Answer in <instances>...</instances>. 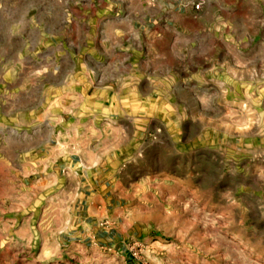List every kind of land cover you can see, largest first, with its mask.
<instances>
[{"label": "rangeland", "instance_id": "rangeland-1", "mask_svg": "<svg viewBox=\"0 0 264 264\" xmlns=\"http://www.w3.org/2000/svg\"><path fill=\"white\" fill-rule=\"evenodd\" d=\"M120 40L105 52L126 61L88 65L123 109L72 143L53 87L75 64L0 77V264H264V0H204L184 34Z\"/></svg>", "mask_w": 264, "mask_h": 264}, {"label": "crops", "instance_id": "crops-1", "mask_svg": "<svg viewBox=\"0 0 264 264\" xmlns=\"http://www.w3.org/2000/svg\"><path fill=\"white\" fill-rule=\"evenodd\" d=\"M198 2L200 9L204 0H0V77L24 80L30 76L26 68L31 63L50 62L56 64L54 71L34 72L41 79L51 75L57 78L63 75L62 63L75 64L66 81L53 87L68 122H64L67 131L60 135L72 143L74 136L86 137L85 129L90 125L114 120L109 116L112 110L123 109L121 101L116 103L120 91L110 83V77L88 64L126 61V56H111L105 49L125 47L126 42L120 39L128 30L184 34L191 28V18L196 13L193 5ZM30 91L31 88L22 92L28 100ZM17 110L24 114V122L16 119L12 125L29 136L30 107ZM65 155L61 152L50 157L66 159L67 168L76 174L80 169L76 156L72 152ZM82 172L88 174L84 169Z\"/></svg>", "mask_w": 264, "mask_h": 264}, {"label": "built area", "instance_id": "built-area-1", "mask_svg": "<svg viewBox=\"0 0 264 264\" xmlns=\"http://www.w3.org/2000/svg\"><path fill=\"white\" fill-rule=\"evenodd\" d=\"M199 7H200V3H197V4L193 5L194 10H198Z\"/></svg>", "mask_w": 264, "mask_h": 264}]
</instances>
